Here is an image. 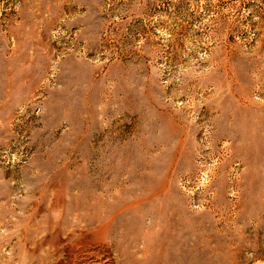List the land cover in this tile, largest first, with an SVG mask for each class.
<instances>
[{
    "label": "rangeland",
    "instance_id": "rangeland-1",
    "mask_svg": "<svg viewBox=\"0 0 264 264\" xmlns=\"http://www.w3.org/2000/svg\"><path fill=\"white\" fill-rule=\"evenodd\" d=\"M84 262L264 264V0H0V264Z\"/></svg>",
    "mask_w": 264,
    "mask_h": 264
},
{
    "label": "bare ground",
    "instance_id": "bare-ground-1",
    "mask_svg": "<svg viewBox=\"0 0 264 264\" xmlns=\"http://www.w3.org/2000/svg\"><path fill=\"white\" fill-rule=\"evenodd\" d=\"M78 243V242H77ZM91 244V243H90ZM77 246V245H76ZM70 247V246H69ZM77 249V248H76ZM93 252H95V251H93ZM75 253V252H74ZM92 253V252H91ZM96 253V252H95ZM95 253H94V255H95ZM73 254V253H72ZM90 253H88V255H89ZM68 255V254H67ZM73 256H75V255H73ZM73 256H72V259H73ZM84 256V255H83ZM91 256H92V254H91ZM76 257V256H75ZM94 257V256H93ZM108 257V256H107ZM110 257V256H109ZM101 258V257H100ZM74 259H76V258H74ZM73 259V260H74ZM94 259V258H93ZM99 259V258H98ZM108 259H111V258H107V259H105L106 261L108 260ZM98 261V260H97ZM103 261V260H102ZM109 261V260H108ZM111 261H112V259H111ZM60 262V261H59ZM88 262V261H87ZM92 262V261H91ZM105 262V261H104ZM71 263V262H70ZM74 263H75V261H74ZM85 263V262H84ZM90 263V262H89ZM95 263V262H94ZM85 264H87V263H85ZM95 264H102V262L101 263H95ZM106 264H112L111 262L109 263H106Z\"/></svg>",
    "mask_w": 264,
    "mask_h": 264
}]
</instances>
